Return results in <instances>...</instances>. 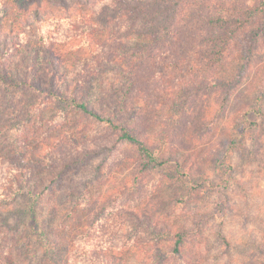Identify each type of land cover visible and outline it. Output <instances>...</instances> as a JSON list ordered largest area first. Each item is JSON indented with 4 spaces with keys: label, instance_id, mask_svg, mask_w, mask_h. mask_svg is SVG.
Returning a JSON list of instances; mask_svg holds the SVG:
<instances>
[{
    "label": "rangeland",
    "instance_id": "1",
    "mask_svg": "<svg viewBox=\"0 0 264 264\" xmlns=\"http://www.w3.org/2000/svg\"><path fill=\"white\" fill-rule=\"evenodd\" d=\"M83 8L111 26L44 19L13 33L1 54L20 59L21 77L34 79L0 84V186L16 174L46 185L36 207L61 249L54 264H100L97 256L112 250L126 252L122 264H153L159 254H167L161 264H264V0H185L176 37L145 65L150 85L127 92L121 109L107 83L120 67L104 65L101 50L115 55L122 38L132 53L136 35L128 21L118 24L111 0ZM200 11L214 14V24H202ZM27 47L39 53L36 63ZM208 55L214 68L205 66ZM93 68L103 71L79 76ZM77 81L95 108L115 110L136 136L171 150L178 166L141 170L119 132L39 87L79 90ZM25 224L23 213L0 205V264H44ZM178 232L181 251L171 253Z\"/></svg>",
    "mask_w": 264,
    "mask_h": 264
},
{
    "label": "trees",
    "instance_id": "2",
    "mask_svg": "<svg viewBox=\"0 0 264 264\" xmlns=\"http://www.w3.org/2000/svg\"><path fill=\"white\" fill-rule=\"evenodd\" d=\"M93 1L95 0H0V36L3 37V40H0V84L14 87L18 83L26 84L27 81L34 79L32 76H30L31 79L21 77L20 59L18 61L9 60V57L1 59V54L6 52L4 46L8 45V40L13 33H16L14 34L15 36L18 35L19 31L24 28V25L30 26L31 23L38 25L44 19L52 21L69 19L75 23L79 20L82 24H86L88 21L96 23L99 20L104 25L98 24V26H111V20L102 19L97 16L98 10L85 12L84 8L82 9V7H87ZM111 2L113 6H116V15L119 18L118 24H126L128 21L127 25L133 30V35H136L133 38V41H135L133 43L137 48L132 53L131 50L125 49V43L121 41L122 38H119L115 43V48H117L115 55L111 53V49L107 51L106 47L101 50V60H103L104 65L111 66L114 63L115 66L118 65L120 67L118 81L116 83H114L115 81H107V83L108 87H110L108 95H114V93L118 92L119 97L115 103L118 109L119 107L121 109L126 105L127 92L133 93L135 89L138 90L143 80L150 85L152 76H145L144 69L147 67L145 65L148 63L153 64L154 56L156 55L154 50L156 48H161L164 45L166 47L167 42L172 43V40L176 37L180 9L185 4V0H132L129 6L127 5V0H111ZM199 13L197 16L200 18L202 24L206 26L214 24L212 22L214 14L207 11H200ZM74 29L77 30L79 28L74 24ZM95 38L101 39L98 35L94 36V41ZM111 39L112 36H107L101 40L102 42H109ZM102 46L105 45L103 44ZM18 47L17 50L19 51L21 47L24 48V45H18ZM27 48L28 50L26 51L31 52L33 63H36L39 53L35 49L31 50L30 47ZM123 51L127 53H123ZM207 57L208 61L205 62V66L214 68L215 64L211 61L212 55H208ZM102 71L93 68L86 71L85 74L79 73V76L81 78L83 76L85 78H93L95 75L102 73ZM77 84L79 90H76L75 87L54 90L52 82L50 86L39 87L50 95L55 94L58 96L61 100L59 102L65 103L66 108H72L74 111L81 112L93 120L105 124L110 130L119 132L122 139L135 146L141 170H150L172 161L178 166V160L174 159L173 153H169L171 150L166 152L150 146L145 139L139 138L129 127L123 125L117 118L115 110L104 114L102 110L95 108L86 97V88L81 86L79 81H77ZM125 110L127 109L125 108ZM26 169H19L22 171L20 172L21 177H25V173L27 175L31 170L30 166H27ZM39 186L36 184V180H27L25 178L21 180L19 179V174H16L12 180H7L4 186H0V191H5L0 192V205H6L9 212H20L25 215L27 235L29 238L35 237L36 244L42 250V263L54 264L53 259L56 258L57 254L61 255V249L56 246L58 241L57 238H54V233L52 235L50 231L47 232L38 223L39 215L37 214L36 205L39 204L44 195L46 185L41 189ZM21 201L24 203L22 202V204ZM12 203L15 206H21V208L11 210ZM69 235V232H65L66 239L69 238ZM183 238L184 234L182 232L176 234L174 245L170 250L171 253H180ZM79 252L84 257H92V252H89L88 249H79ZM125 254L126 252L123 250H117V252L114 250L109 252L104 251L96 259L100 264H122ZM159 255L162 257L155 256V258H152L153 264H161L160 261H164L167 258V254Z\"/></svg>",
    "mask_w": 264,
    "mask_h": 264
}]
</instances>
